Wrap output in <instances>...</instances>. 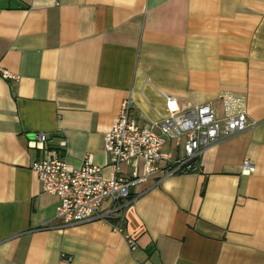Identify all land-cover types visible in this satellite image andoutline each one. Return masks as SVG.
Segmentation results:
<instances>
[{"label":"crops","instance_id":"1","mask_svg":"<svg viewBox=\"0 0 264 264\" xmlns=\"http://www.w3.org/2000/svg\"><path fill=\"white\" fill-rule=\"evenodd\" d=\"M0 65L18 76L0 77V264H264V0H0ZM164 95L256 125L195 171L165 177L161 161L122 205L102 202L106 222L64 226L32 162L53 150L108 175L121 102L158 132ZM163 150L183 155L173 134ZM143 172L140 158L120 163L124 178Z\"/></svg>","mask_w":264,"mask_h":264},{"label":"built area","instance_id":"2","mask_svg":"<svg viewBox=\"0 0 264 264\" xmlns=\"http://www.w3.org/2000/svg\"><path fill=\"white\" fill-rule=\"evenodd\" d=\"M58 4L59 0H53ZM0 77L17 80L18 76L0 65ZM167 102V114L158 124V132L144 125L139 126L131 119L132 101L128 97L121 102L120 112L111 128L105 133L104 148L110 162L104 175L100 166L94 165L86 157L78 167H71L50 151L46 157L32 162L31 170L36 174L43 192L56 195V218L64 226L79 222L101 220L106 222L108 213L102 211V202L110 199L118 206L130 197L131 188L143 182L146 176L155 173L161 161L168 163L164 176L182 172L195 171L198 157L210 146L229 139L253 126L255 121L248 119L244 112L218 118L209 103L200 104L189 109H181L175 98L164 95ZM173 134L176 143H181L183 155L174 159L163 150L164 145ZM37 140L29 143L31 148L44 149L46 135H36ZM65 141L60 143L63 147ZM142 159L143 175L134 173L124 178L120 173V163ZM252 164L248 159L242 163L241 172L250 174ZM121 220H123V214ZM122 223L114 225L121 231ZM126 242L133 248L135 240L126 234Z\"/></svg>","mask_w":264,"mask_h":264}]
</instances>
